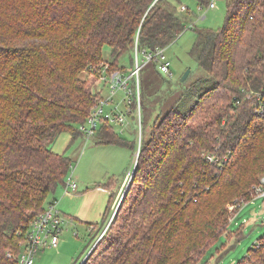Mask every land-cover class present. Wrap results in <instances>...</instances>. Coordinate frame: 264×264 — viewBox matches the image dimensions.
I'll return each instance as SVG.
<instances>
[{"label":"trees","instance_id":"1","mask_svg":"<svg viewBox=\"0 0 264 264\" xmlns=\"http://www.w3.org/2000/svg\"><path fill=\"white\" fill-rule=\"evenodd\" d=\"M179 7L172 0H0V264L18 263L30 222L65 184L70 159L52 144L63 131L83 135L78 126L102 97L92 67L109 63L110 72L127 73L133 65L121 58L136 36L139 49L152 50L194 29L189 55L206 75L192 85L188 108L175 104L150 125L141 117L148 133L130 189L110 226L109 194L104 224H89L91 233L107 228L78 264H193L232 223L227 205L252 200L264 173V120L254 117L247 94L264 84V0H226L217 29L195 26L189 8ZM150 64L159 70L144 67ZM113 125L103 120L95 142L128 145ZM206 152H228L229 160L214 165ZM237 264H264V237Z\"/></svg>","mask_w":264,"mask_h":264},{"label":"rangeland","instance_id":"2","mask_svg":"<svg viewBox=\"0 0 264 264\" xmlns=\"http://www.w3.org/2000/svg\"><path fill=\"white\" fill-rule=\"evenodd\" d=\"M172 1L176 6L182 4L189 8L190 22L197 27L217 29L224 21L226 0H216V6L211 9L197 0ZM194 39V29L186 28L165 47L164 52L170 63V75L159 70H150L151 64L142 69L139 85H141L142 104L144 103L146 108H143L144 111L142 109L141 117L143 120L144 116L147 117L146 125L151 124L157 113L166 111L175 104L182 109L193 104L195 97H190L192 85L198 78L206 75L189 55ZM109 49L107 45H104L102 49L106 60L109 58ZM132 54L133 50L121 58L125 67L133 65ZM141 58L140 56L139 59L141 60ZM109 67L111 68L110 65ZM188 69L189 73L186 79L181 80ZM117 70L114 69L111 72ZM95 86L101 90V96L105 95L107 89H104L98 82ZM116 94L115 100L110 105H106V108L112 109L116 106L118 110L126 112L128 107L122 102V98L127 97L125 91H117ZM131 120H128L124 127L113 125L114 133L128 145L97 144L95 140L98 132L93 137L87 138L78 135L72 139L71 132L63 131L53 142V151L64 154L70 159V168L65 177V184L58 185L53 196L55 197L54 204L64 219L63 230L59 235L57 245L41 249L34 259V264H78L79 259L88 248L87 253H90L100 238L101 230L95 229L91 233L89 224H95L98 227L104 224L103 216L110 201L109 195L104 198V189L112 184L115 185L117 191L122 181H125L127 177L122 190L109 206V217L107 216L105 221L107 220V225H112L113 217L120 205H123L124 196L130 189V183L135 174V152L139 136L136 117H132ZM144 128H148V126ZM142 131L141 129V135ZM147 133L146 131L142 135V139L143 136H147ZM263 174L258 178L260 179ZM72 182L76 183V188L68 187L67 183ZM112 195L114 198L115 192ZM240 199L237 198L233 201L234 203L227 205L228 223L233 219L232 223L222 231L215 244H213L215 238L210 240L193 264H237L247 254L251 246L264 237V197L253 198L242 205L240 203L246 200L240 202ZM239 204L241 206L237 211ZM96 231L97 233H95ZM94 237L95 240H93ZM202 255L201 260L197 262Z\"/></svg>","mask_w":264,"mask_h":264},{"label":"built area","instance_id":"3","mask_svg":"<svg viewBox=\"0 0 264 264\" xmlns=\"http://www.w3.org/2000/svg\"><path fill=\"white\" fill-rule=\"evenodd\" d=\"M208 8L216 6V0H208L206 5ZM185 5H180L179 9H185ZM165 47H156L152 50L139 49L138 37L135 38L133 48V66L129 72L109 71L108 63H100L93 69L100 71L99 82L104 89H107L105 95L98 98L96 104L91 107L90 113L85 123L80 124L78 129L87 138L92 137L99 124L103 120L120 125L124 127L130 116L136 117V125L138 129L137 142L138 147L135 155H138L141 144V104H140V90H139V75L141 69L149 62L158 64L159 70L166 74H171L169 70V60L166 58ZM142 57L141 60L139 59ZM134 79L135 82V105L132 106L133 99L129 96L132 93L130 82ZM117 91H125L127 97L122 98V102L128 107L126 112L114 108L108 109L106 105H110L116 97ZM247 97L252 101V113L257 119L264 120V84L260 90L250 91ZM205 159L217 166H223L229 160L228 152L226 154H217L216 152H206ZM68 187L76 188L75 182L67 183ZM256 197H264V174L260 177L258 184L254 186L252 199ZM64 219L60 215V211L56 208L54 203L48 204L44 211L37 215L29 225L24 242L22 243V251L19 255L17 264H34V259L38 252L45 247L56 246L59 241V235L63 230ZM104 228L100 236L104 233Z\"/></svg>","mask_w":264,"mask_h":264},{"label":"crops","instance_id":"4","mask_svg":"<svg viewBox=\"0 0 264 264\" xmlns=\"http://www.w3.org/2000/svg\"><path fill=\"white\" fill-rule=\"evenodd\" d=\"M132 121V120H131ZM128 173V172H127ZM126 173V174H127ZM127 178V177H126ZM126 178H125V181H126ZM128 179V178H127ZM125 181H122L121 185L119 186L118 190L116 191L115 190V185H112L111 186H107L105 190V193H104V198L105 196L109 195L110 193H114L115 192V196H114V199H116V197L118 196V194L120 193V191L122 190L123 186L125 185ZM70 188V187H69ZM113 199V200H114ZM91 228V226H89V229Z\"/></svg>","mask_w":264,"mask_h":264},{"label":"water","instance_id":"5","mask_svg":"<svg viewBox=\"0 0 264 264\" xmlns=\"http://www.w3.org/2000/svg\"><path fill=\"white\" fill-rule=\"evenodd\" d=\"M188 73H189V69L183 74V76L181 77V80H185Z\"/></svg>","mask_w":264,"mask_h":264}]
</instances>
